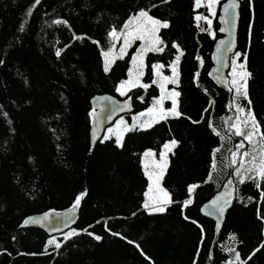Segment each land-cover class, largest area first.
Wrapping results in <instances>:
<instances>
[{
  "label": "trees",
  "instance_id": "obj_1",
  "mask_svg": "<svg viewBox=\"0 0 264 264\" xmlns=\"http://www.w3.org/2000/svg\"><path fill=\"white\" fill-rule=\"evenodd\" d=\"M237 1L241 56L230 60L243 63L246 55L251 73L248 99L238 104L251 108L264 132V0ZM141 10L169 23L157 33L164 51L144 56L140 83L149 87L121 98L115 89L127 79L138 41L107 72L102 52L109 50V33H120ZM200 13L195 0H0V264H227L226 246L242 264H264V181L238 183L234 168L226 166L242 138L230 129L236 117L232 92L213 86L207 74L219 38L216 14L211 36L198 29ZM174 42L183 53L172 87L180 93L182 115L127 131L120 146L101 139L90 151V100L129 98L127 120L148 112L160 94L152 65H164L161 72L169 74L180 54ZM172 140L178 144L168 152L160 184L172 203L150 214L143 206L148 180L141 158L149 150L159 155ZM231 178L235 203L215 239L213 222L199 210ZM192 185L197 187L189 193ZM78 196V223L71 229L76 235L59 240V248H48L51 238L41 230L19 229L27 217L64 211Z\"/></svg>",
  "mask_w": 264,
  "mask_h": 264
},
{
  "label": "snow or ice",
  "instance_id": "obj_2",
  "mask_svg": "<svg viewBox=\"0 0 264 264\" xmlns=\"http://www.w3.org/2000/svg\"><path fill=\"white\" fill-rule=\"evenodd\" d=\"M164 3H167L168 0H163ZM36 3H39V0H36ZM218 3V0H207V8L208 11L215 15V12L213 11V5ZM196 7L201 6V0H195ZM237 4L235 3V0H233L232 3L227 4L224 7V13L226 17H231L232 24L234 27V19H235V12L234 9H236ZM28 15H31V9L28 12ZM201 19H204L207 21L209 26L211 25V21L207 19L205 16L198 15L196 16V20L199 21ZM222 19H224L222 17ZM225 23H229L230 21L227 19H224ZM55 23H65L63 21H56ZM169 23L167 21H160L159 19H156L148 14L147 11L141 10L136 16L131 17L130 21L125 24V29H130L129 31H125L122 33H117L115 29L109 33V36L112 37L114 40L117 39L120 35L123 36L124 39V45L121 47L120 52L121 55L118 57L120 59L123 58V55L126 52V49L131 46V43L135 40L142 41L141 47L137 50V54L132 57L133 65L137 67L138 74H133V69H129V80L122 81L121 84L117 87V92H119L121 95L125 94V90H131L135 87H141L144 89H147L149 85L140 83V77L143 76V57L144 54L147 52H163L164 48L159 47V45L163 44V41L159 39L157 33H159L160 29L162 28H168ZM20 30H24V24H21ZM204 29H202L203 31ZM221 31H224L222 28ZM224 42L221 41V44ZM114 47V46H113ZM173 48H176L177 51L180 53L176 56V59L172 62L170 65L173 75L172 77L163 76L161 73V69L164 67L162 64H154L152 65V69L155 73V75L158 77V79H154L152 81L153 84H159L160 90H161V97L155 102L154 108H150L148 110V115L152 116V119L140 124V127L142 128H150L155 123H159L162 120H166L169 116L178 118L182 115L178 111V100L177 97H179L180 93L176 92L175 90L171 92H167L165 89L166 84H176L178 83V62L180 59V56L183 55V53L180 51L178 44L175 42L172 44ZM233 47V43L229 42L226 51H231ZM62 50H57L56 55L59 57L61 55ZM113 51V49H109L106 52H102V55L105 57V71H109L111 63L114 61H109L108 57L109 54ZM219 51V49H218ZM235 56L239 58L241 56V53L237 52L235 53ZM246 61L247 56H244V62L237 65V59L232 60V81L231 85L232 88L235 89L236 97H243V99H248V90H247V82L249 77L251 76V73L247 71L246 69ZM239 68V71L237 70ZM231 90V89H230ZM165 99H171L172 101V107L171 109L165 110L162 105L163 101ZM127 105H125L126 107ZM234 106L236 108L237 113L243 114L237 115L235 118V122H233L230 125V129L232 130V134L237 137H242V140L240 143H237L235 145V151H231V160L227 167H233L234 168V174L238 177L239 183L243 184L246 180H253V181H264V132L261 131V125L257 122L255 115L251 111V108L249 107L247 110H245L244 107H242L240 104L235 103V97H234ZM120 110H123V107L119 109H112L113 112ZM155 113V115H153ZM141 116L145 115V113H141ZM111 117L109 116V119ZM135 119V118H134ZM231 119V118H230ZM195 123H198L195 122ZM212 127V125H209ZM131 129L125 127L123 131H130ZM113 130L109 129V132L111 133ZM213 131L216 130L213 128ZM116 136L117 140L116 143L118 146L121 145L122 142V132L117 129L116 130ZM219 135V133H216ZM108 136H105L104 139H108ZM223 139V137H222ZM247 142L248 145H250V149H245V143ZM178 141L172 140L168 143H165L163 145V148L166 150V152H161L160 154V162L156 163L153 161V164L155 167L159 168L158 173H152L148 171V165L145 164V175L148 177L150 181L149 185V192L152 191V185L155 184L159 191L163 194V199L159 201V206H153L150 203V199H146L144 203L145 209H151L153 212H159L162 213L165 211V206L167 204L172 203L169 194L164 191L162 188H159V180L162 178L164 171L167 167V159H166V153L172 152V150L177 146ZM243 150V151H241ZM217 152H220V149L217 148L214 150L213 153V164L212 168L213 170L216 169V159L215 154ZM239 154V161H237V156ZM154 154L149 150L144 153L145 157H151ZM237 163L239 166H236ZM247 165V167H246ZM251 174V175H249ZM212 179V173H209V180ZM232 181H229V185H231ZM197 187L195 185L189 186L188 191L191 193L194 188ZM257 187H259V183H257ZM146 197H148V192L145 193ZM224 195L216 197L211 202V207H213L217 213L222 217L223 213L225 211V208L229 205L230 200L224 199ZM81 197L78 196L74 205L73 209L79 206ZM221 200H223V203H221ZM192 203V200H186L184 202L185 207L190 205ZM48 216L43 217L42 220H33L32 223H43V221H47ZM29 221H25V223H28ZM70 235H76L75 232L71 233ZM91 235V233H89ZM70 237L68 235L65 236V239H69ZM97 240L100 239V237H95ZM49 243H55V241H49ZM56 247L59 248L60 244H56ZM240 256L239 253H236V259L239 260Z\"/></svg>",
  "mask_w": 264,
  "mask_h": 264
},
{
  "label": "water",
  "instance_id": "obj_3",
  "mask_svg": "<svg viewBox=\"0 0 264 264\" xmlns=\"http://www.w3.org/2000/svg\"><path fill=\"white\" fill-rule=\"evenodd\" d=\"M233 0H225L221 5L218 6V14H216V22L218 24L216 34L219 36L217 40L214 41L212 46V54H210V61L212 62L211 69L208 71L209 81L213 86H216L218 89L223 90L224 93H231L230 86H228V70L229 65L231 64V56L237 52L236 40L238 37L237 27L239 26V2L235 0L237 4L234 19V27L231 22V17H226L224 13V7L232 3ZM229 20V23H225L224 19ZM224 31H221V29ZM221 41L224 43L221 44ZM229 42L233 43V47L231 51H226ZM219 49V51H218ZM91 109L89 110L88 117V125H89V134H88V143L90 144V151L98 144L105 133L106 128H110L114 121L119 118H123L126 115H130L132 112V103L130 99H124V101L118 100L117 98L108 95H101L98 97H93L90 102ZM125 105H127L125 107ZM123 107V110H117L115 112L112 109H119ZM109 116L111 117L109 119ZM229 181H232L231 185H229ZM224 195V199H229L230 203L225 208L223 216L221 217L216 210L211 207V202L216 199V197ZM237 194V189L233 183V179H229L228 182H225L216 195H214L210 200L206 202V204L200 208L199 214L203 216L204 219L211 220L214 224V238L217 239L222 228L223 221L226 218V212L229 211L233 205L235 200V195ZM223 203V200H221ZM73 203L66 208L64 211H56L51 210V212H45L39 214L38 216H29L22 223L19 229H35L41 230L45 235H48L49 238L56 236H63L66 232L70 231L74 226L78 223V212L80 210L79 206L73 209ZM80 205V203H79ZM48 216L47 221H43V223H32L33 220H42L43 217ZM25 221H29L25 223Z\"/></svg>",
  "mask_w": 264,
  "mask_h": 264
},
{
  "label": "rangeland",
  "instance_id": "obj_4",
  "mask_svg": "<svg viewBox=\"0 0 264 264\" xmlns=\"http://www.w3.org/2000/svg\"><path fill=\"white\" fill-rule=\"evenodd\" d=\"M219 1H223V0H218V2ZM216 5H217V3L216 4H214L213 5V11L215 12V14H216ZM195 9L196 10H201V13L200 14H198V15H201V16H205V17H207V19L208 20H210V21H212V19L214 18V16L215 15H212L209 11H208V8H207V0H201V6L200 7H196V5H195ZM130 21V18L128 19V21L126 22V23H128ZM195 21H196V23L198 24V26H199V30H202V29H204L205 31H207L208 32V34L209 35H211L212 36V33L210 32V28H211V25L209 26V24L207 23V21L206 20H204V19H201V20H199V21H197L196 19H195ZM125 23V24H126ZM212 23V22H211ZM130 29H125V27H124V29L123 30H121V32L120 33H122V32H125V31H129ZM118 33V32H117ZM119 34V33H118ZM110 39H111V43H110V47H109V49H113V51L109 54V57H108V60L111 62V61H114V60H116V59H119L120 60V58H118L120 55H121V52H120V49H121V47L124 45V39H123V36L122 35H120L117 39H113L112 37H110ZM136 41H138V47H137V49H136V53H135V55L137 54V50L141 47V45H142V41H140V40H135V41H133L132 43H131V45L133 44V43H135ZM114 46V47H113ZM159 47H162V44L161 45H159ZM129 48V47H128ZM128 48L126 49V52H125V54L127 53V50H128ZM103 52H106V51H103ZM148 53H151V52H147V53H145L144 54V56H147L148 55ZM152 53H158V54H160L161 52H152ZM125 54L123 55V56H125ZM134 55V56H135ZM103 56V55H102ZM143 59H144V57H143ZM176 59V58H175ZM233 59H236V57L234 56V58ZM232 59V60H233ZM232 60H231V64L229 65V70H228V84H229V86L231 87V89H232V99H233V106H232V108H233V110L235 111V113H236V116L237 115H241V116H243V114H239V113H237V111H236V108H235V106H234V97H235V103H238L239 101H240V99L242 98V97H236V94H235V89H233L232 88V85H231V81H232V79H233V77H232ZM102 65H103V67H104V71H105V57L103 56L102 57ZM240 64V62L238 63V60H237V65H239ZM111 67V66H110ZM130 68H132L133 69V74H134V77H135V75H137L138 74V69H137V67L136 66H134L133 65V62H132V58H131V61H130ZM129 68V69H130ZM143 68H145V65L143 64ZM129 69H128V71H127V79L125 80V81H127V80H129ZM238 71H239V68L237 69ZM142 71H143V69H142ZM161 71V70H160ZM162 73V75L163 76H167V77H172V75H173V72H172V69H171V67L169 68V74H167V75H164L163 74V72H161ZM152 74H153V76H154V79H158V77L155 75V73H154V71H153V69H152ZM141 78H142V76L140 77V81H141ZM121 83H119L117 86H116V89H117V87L120 85ZM156 85V87H157V89L159 90V93L160 94H158V98L156 99V100H154L153 101V106H151L150 108H154V106H155V102L158 100V99H160V97H161V90H160V86H159V84H155ZM168 86H170L171 88L172 87H174L175 86V84H171V83H169V84H166L165 85V89H166V91L167 92H171V91H173V88L172 89H169V88H167ZM135 88H137V87H135ZM135 88H132V89H135ZM115 89V90H116ZM130 90H125V94H127L128 92H129ZM116 93H117V95L119 96V97H121V98H123L124 97V95H121L119 92H117V90H116ZM166 103L167 104H169V106H168V108L169 109H171V107H172V101H171V99H165L164 101H163V105H162V107L165 109V106H166ZM165 110H168V109H165ZM153 115H155V113L153 114ZM135 118V119H134ZM235 118L236 117H234V122H235ZM150 119H152V116H150V115H148L147 113L145 114V115H143V116H141L140 114H138V117H135V116H131V118L129 119V120H127V119H124V118H119V119H117L116 121H114V123L112 124V126L110 127V128H106L105 130V133L103 134V136H102V140H104V137L105 136H108L109 137V139L111 138V139H114L115 140V142H116V140H117V136H116V130L117 129H119L121 132H122V137H123V135L124 134H126V132L125 131H123V129L125 128V127H127V128H129V129H141V130H145V129H149V128H142V127H140V124H142V123H144V122H146V121H148V120H150ZM109 129H112L113 131L110 133L109 132ZM242 138V137H241ZM246 142V141H245ZM247 143V142H246ZM247 145H248V143H247ZM248 147H249V149H250V145H248ZM145 152H147V151H145ZM144 152V153H145ZM161 152H166V150L164 149V148H162L161 150H160V152H159V155H156L155 153H153L154 155L153 156H151V157H145L144 156V153H143V156H142V158H141V167H143V173H144V176H145V178H146V180H148V184H147V187H146V190H145V193L146 192H148V197H146V195H144V197H143V205H144V203H145V201H146V199H150V203L153 205V206H159V201L161 200V199H163V194L159 191V189L157 188V186L155 185V184H153L152 185V191L151 192H149V185H150V181H149V179H148V177L145 175V168H144V165L145 164H147L148 165V171L149 172H152V173H158L159 172V168H157V167H155L154 166V164H153V161H155L156 163H159L160 162V154H161ZM167 155H168V152L166 153V157H167ZM250 175V174H249ZM234 179H237V181L236 182H238L239 183V180H238V177L235 175V178ZM161 181H162V179H160L159 180V188H161V186H160V184H161ZM168 193V192H167ZM168 205V204H167ZM166 205V206H167ZM165 206V207H166ZM145 209V208H144ZM145 211L147 212V213H150V214H155V213H157V212H153V211H151V209H145ZM71 233H73V231L71 230V231H68V232H66L65 233V235H63V236H56V237H52V239L51 240H49V241H55V243H49V241H47V246H48V248H55L56 247V244L59 242V240H61V241H65L66 239H65V236L66 235H68L70 238L73 236V235H70ZM59 244V243H58ZM224 252H226L227 254H229V256H230V258H228V261H227V264H242V262L240 261V260H237L236 259V253L233 251V248L231 247V246H226V248H224V250H223Z\"/></svg>",
  "mask_w": 264,
  "mask_h": 264
},
{
  "label": "crops",
  "instance_id": "obj_5",
  "mask_svg": "<svg viewBox=\"0 0 264 264\" xmlns=\"http://www.w3.org/2000/svg\"><path fill=\"white\" fill-rule=\"evenodd\" d=\"M143 113H145V114L147 113V114H148V112H147V111H146V112H143ZM140 114H141V113H140Z\"/></svg>",
  "mask_w": 264,
  "mask_h": 264
}]
</instances>
